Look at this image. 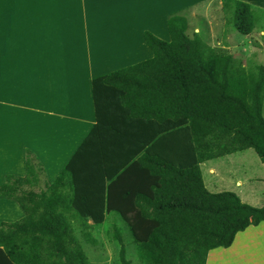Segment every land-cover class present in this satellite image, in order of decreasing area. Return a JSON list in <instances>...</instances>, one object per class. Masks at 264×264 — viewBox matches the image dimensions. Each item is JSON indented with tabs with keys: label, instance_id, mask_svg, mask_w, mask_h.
I'll use <instances>...</instances> for the list:
<instances>
[{
	"label": "trees",
	"instance_id": "16d2710c",
	"mask_svg": "<svg viewBox=\"0 0 264 264\" xmlns=\"http://www.w3.org/2000/svg\"><path fill=\"white\" fill-rule=\"evenodd\" d=\"M226 23L249 36L264 11L221 0ZM184 12L169 16L170 41L145 32L153 57L93 79L96 123L53 182L26 150L27 175H9L0 197L23 219L0 224V264H91L80 240L120 218L141 264H207L236 235L264 222L230 191L211 193L201 164L253 149L264 164V66L243 62L188 34ZM92 222V224L89 223ZM121 264H132L120 231Z\"/></svg>",
	"mask_w": 264,
	"mask_h": 264
},
{
	"label": "crops",
	"instance_id": "0c3cea01",
	"mask_svg": "<svg viewBox=\"0 0 264 264\" xmlns=\"http://www.w3.org/2000/svg\"><path fill=\"white\" fill-rule=\"evenodd\" d=\"M206 1L34 0V30L26 34L32 45H17V57L7 48L0 61V186L9 175H27L26 150L45 168L42 185L55 182L96 123L93 79L151 59L145 32L170 41L169 16ZM239 1L264 9V0ZM248 150L204 162L203 179L211 193H235L242 170L236 194L262 207L264 178L246 172ZM25 215L18 202L0 197V224ZM207 264H264V222L239 232L229 248L211 250Z\"/></svg>",
	"mask_w": 264,
	"mask_h": 264
},
{
	"label": "rangeland",
	"instance_id": "374dc122",
	"mask_svg": "<svg viewBox=\"0 0 264 264\" xmlns=\"http://www.w3.org/2000/svg\"><path fill=\"white\" fill-rule=\"evenodd\" d=\"M261 10L264 11V9ZM34 11V0H0V61L4 59V56L6 57L7 54L4 51L7 48H13L15 51L13 57H15L17 45L24 46L23 43L26 42L28 45H32L31 34H26L34 30ZM179 12H184L187 16L188 34L191 37L194 33H199L207 44L224 49L241 60L245 66H249L251 63L264 66V24L256 26L251 35H242L232 24L226 23L221 0H208L197 5H190ZM81 33H83V30H81ZM81 33H76V35L81 37ZM4 45L5 49L2 48ZM247 152L251 153H247L250 154L248 156L250 161L246 172L248 175L264 178V164H262L253 149H249ZM210 162L214 163L213 160ZM234 177L232 189L237 192L238 188L235 187V182L237 179H245L246 174L242 170H236ZM258 201L261 202H256L257 206L263 205L264 194L261 195ZM115 228L120 231L124 238L127 258L132 264H141L124 222L114 214L109 215L103 225H93L90 229V233L96 240L95 243L87 242L80 234L79 227H75V234L91 264H121L119 260L120 247L114 236Z\"/></svg>",
	"mask_w": 264,
	"mask_h": 264
},
{
	"label": "bare ground",
	"instance_id": "6f19581e",
	"mask_svg": "<svg viewBox=\"0 0 264 264\" xmlns=\"http://www.w3.org/2000/svg\"><path fill=\"white\" fill-rule=\"evenodd\" d=\"M103 4V3H102ZM101 13V12H100Z\"/></svg>",
	"mask_w": 264,
	"mask_h": 264
}]
</instances>
